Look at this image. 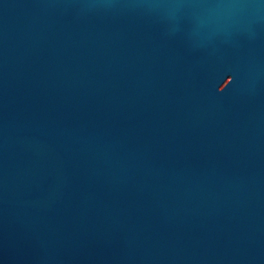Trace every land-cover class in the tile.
I'll use <instances>...</instances> for the list:
<instances>
[{"label": "water", "instance_id": "water-1", "mask_svg": "<svg viewBox=\"0 0 264 264\" xmlns=\"http://www.w3.org/2000/svg\"><path fill=\"white\" fill-rule=\"evenodd\" d=\"M0 264H264V0H0Z\"/></svg>", "mask_w": 264, "mask_h": 264}]
</instances>
